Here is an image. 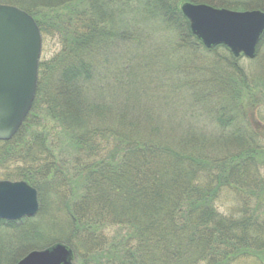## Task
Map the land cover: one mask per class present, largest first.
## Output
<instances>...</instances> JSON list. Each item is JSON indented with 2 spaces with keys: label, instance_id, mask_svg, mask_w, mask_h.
Instances as JSON below:
<instances>
[{
  "label": "trees",
  "instance_id": "obj_1",
  "mask_svg": "<svg viewBox=\"0 0 264 264\" xmlns=\"http://www.w3.org/2000/svg\"><path fill=\"white\" fill-rule=\"evenodd\" d=\"M133 2L0 0L30 14L44 42L52 34L61 42L54 58L40 62L34 106L24 125L12 141L0 142V179L28 183L39 200L46 191L60 197L67 214L63 226L71 237L57 243L73 250L72 237L86 235L88 252H97L94 264L242 259L264 264V132L254 129L264 108V87L252 88L236 59L218 64L223 70L215 79L204 78L191 59L228 49L205 48L179 4L246 7L224 0ZM259 4L264 12V2ZM133 17L148 20L162 43L179 46L172 48L175 60L189 62L173 76L187 80L186 92L194 100L190 132L182 129L186 116L162 123L160 109H168L165 87L155 89L152 83L158 81H148L137 66V60L147 67L152 62L155 52L145 48L139 57L138 48L148 39L144 35H151L149 29L131 28L127 21ZM218 89L224 93L217 96ZM179 108L174 103L171 114L179 115ZM204 117L219 139L203 137L196 124ZM226 192L240 205L230 214L217 205ZM0 226L17 230L16 223L0 221ZM100 234L103 244L91 243ZM20 236L41 237L33 225Z\"/></svg>",
  "mask_w": 264,
  "mask_h": 264
},
{
  "label": "water",
  "instance_id": "obj_2",
  "mask_svg": "<svg viewBox=\"0 0 264 264\" xmlns=\"http://www.w3.org/2000/svg\"><path fill=\"white\" fill-rule=\"evenodd\" d=\"M181 14L191 33L207 48L225 46L235 58L256 57L264 34V12H235L185 2ZM43 38L34 18L10 5H0V142L11 141L30 114L38 89ZM38 192L26 182L0 181V220L35 217ZM72 249L57 243L35 250L17 264H74Z\"/></svg>",
  "mask_w": 264,
  "mask_h": 264
},
{
  "label": "rangeland",
  "instance_id": "obj_3",
  "mask_svg": "<svg viewBox=\"0 0 264 264\" xmlns=\"http://www.w3.org/2000/svg\"><path fill=\"white\" fill-rule=\"evenodd\" d=\"M133 1L135 2V0ZM224 1L229 2L230 4L246 7V9L244 10L231 9V11H235V12H246L247 10L248 11L260 10L257 9L261 7L259 6L260 5L259 3L264 2V0H224ZM183 3L179 4V9ZM200 4H204V3H200ZM204 5L217 8L216 6H212L211 3ZM219 9H223V8H219ZM127 22L131 25L130 26L131 28H139V30H143V28H146V30L149 29L148 33L151 36L144 35V33L142 32V34L148 39H141L143 41H146V43H144L143 45L141 44L142 47L138 46L140 50L139 57L144 56L145 48L150 49V51L151 50L154 51L155 54L153 55L154 57L152 58V62H149L150 65L149 67L145 65V62H141L140 60H137V66L140 68V70L144 73L145 76L150 77L147 79L148 81H155V80L158 81L159 85H157L156 83H152L155 89L159 90V87H165L164 99H165V105L168 107L166 111V113L168 114H166L164 110L160 109L163 115L161 117V120L163 119L162 123L165 124V122L169 123L175 120H176L175 122H180L182 116H186L187 120L184 122V125L186 127H182V129L187 130L185 132H190L192 128H187V127H189L190 125L188 119L190 117V114L193 113L192 111L193 109H191V107L194 105V100L192 98L190 99V96L186 92V88H188L187 80L183 82V79L180 78L179 76L178 77L173 76L174 73L175 75H177L176 70L180 66L181 67L188 66L186 64L189 62L183 59L178 61L177 59L175 60L174 55L176 54V52L173 49L178 48L179 46L176 45L175 42L173 43L174 45H170V43H168L167 45V43H164L165 41H163L162 43L160 41V38L154 37L151 33L152 24L148 23L149 22L148 20L133 17L130 18ZM153 27L156 28V30L158 29L160 31V34L166 33L170 35V32L163 33V30L164 31L167 30L166 28L163 29L158 25H154ZM260 42L261 43H259L257 48L256 57L254 59H248L247 57L242 56L240 59H238L237 66L244 72L246 77L249 78L250 80L249 84L251 85L252 88L262 89L264 87V37ZM60 49H61V42L57 34H52L48 36L46 42H44V37H43V52H42L41 60L44 61L51 60L52 58H54L55 54H57L60 51ZM208 50H212V49H208ZM197 56H199L198 59L196 60H194L195 58L191 59V63L195 68L202 69L206 74V77L204 78H208L209 80H213L211 79L212 76H214V79L218 76L217 75L218 69L223 70V67L216 68L218 64L219 66H222V63L224 64L227 63V58L231 60L235 59L229 50H225L223 48L217 49L215 53L213 52L207 54L198 53ZM162 66L163 68L161 69ZM199 74L200 72L197 71L196 75L198 76ZM197 79H198L197 81H201V80L203 81V78L202 79L197 78ZM220 79L224 80V78H220ZM215 93L217 95V93L223 94L224 92L218 89L215 91ZM174 99H176V101H173ZM174 103L178 105V107H180L179 115H175V116L171 114L172 107H174ZM151 107L152 104H148V108ZM256 117H257L256 123L258 125V128L257 126L254 125V129L257 132H264V108H261L259 110V114L256 115ZM204 119L206 118L204 117L200 120L203 123L196 124L197 128L200 129V131L205 132L203 137H206L207 139H215V140L219 139L213 137L212 135L213 128L211 127L213 125L211 123L209 124V122ZM161 120H159V123H161ZM205 122L206 124H204ZM0 181L3 180L0 179ZM49 189H51V187H49ZM39 202H40V209L35 217L25 218L17 222H9V223H16L17 230L10 231L7 228H3L0 226V258L3 256V258H1L0 260L1 264H10L8 260L13 256L16 257L22 254V257L25 258L32 251L47 249L53 246L54 244H57V242L63 240V237L65 238H67L68 236L71 237L70 231L66 230V228L63 226L64 221L66 220L64 218L67 216V214L65 213L63 203L61 204V198L53 195L52 193H50V191H46L43 194V199L39 200ZM217 205L221 208V211L224 214H230L232 211H235L234 209H236V207H240V205L237 203V198L233 195V193L230 192L228 193L226 192L223 195L221 201ZM32 225L35 227L37 226V231L39 232L41 237L35 239L28 238L29 240L27 239L24 240V238L21 239L20 236L21 231H23V229H30ZM107 234H109L110 236V234L112 235V232L109 231L107 232ZM85 237L86 235H80L78 238L75 239L72 237L71 243L75 249V251L74 249L72 250L74 253V260H73L74 264H94L92 262V255L97 252H93V253L88 252L87 242H85L86 241ZM103 241H104V234H100L99 237H96L95 240L92 239L91 243L95 245L98 243L103 244ZM10 251H12L11 252L12 254L9 255L8 257V253H10ZM234 264H260V263L251 259H244V260L242 259Z\"/></svg>",
  "mask_w": 264,
  "mask_h": 264
}]
</instances>
